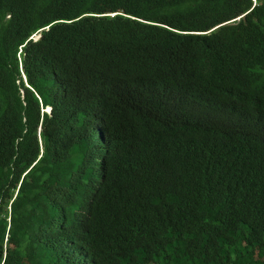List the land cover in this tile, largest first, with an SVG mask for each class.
<instances>
[{
    "label": "trees",
    "instance_id": "obj_1",
    "mask_svg": "<svg viewBox=\"0 0 264 264\" xmlns=\"http://www.w3.org/2000/svg\"><path fill=\"white\" fill-rule=\"evenodd\" d=\"M0 264H264V0H0Z\"/></svg>",
    "mask_w": 264,
    "mask_h": 264
},
{
    "label": "clouds",
    "instance_id": "obj_2",
    "mask_svg": "<svg viewBox=\"0 0 264 264\" xmlns=\"http://www.w3.org/2000/svg\"><path fill=\"white\" fill-rule=\"evenodd\" d=\"M40 38V36L39 35H37V36H35V39L37 40V39H39ZM50 111H51V109L50 108H47L46 110H45V112H47V113H50Z\"/></svg>",
    "mask_w": 264,
    "mask_h": 264
}]
</instances>
